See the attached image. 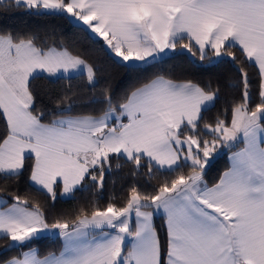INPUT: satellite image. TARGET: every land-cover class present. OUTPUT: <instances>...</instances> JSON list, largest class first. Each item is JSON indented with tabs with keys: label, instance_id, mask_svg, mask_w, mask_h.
Segmentation results:
<instances>
[{
	"label": "snow or ice",
	"instance_id": "6c2138e0",
	"mask_svg": "<svg viewBox=\"0 0 264 264\" xmlns=\"http://www.w3.org/2000/svg\"><path fill=\"white\" fill-rule=\"evenodd\" d=\"M7 7L75 20L134 70L177 49L239 61L240 94L209 122L218 86L158 72L119 100L105 89L92 101L106 105L100 115L73 114L80 105L70 89L49 108L37 79L77 73L95 87L101 69L54 32L0 31V238L4 252L21 250L0 264H264V0H8ZM225 149L230 165L209 182ZM124 167L132 179L119 196L51 220L19 188L27 174L54 205L90 187L101 194L106 176ZM46 235L62 239L59 254L42 256L34 246Z\"/></svg>",
	"mask_w": 264,
	"mask_h": 264
},
{
	"label": "trees",
	"instance_id": "16d2710c",
	"mask_svg": "<svg viewBox=\"0 0 264 264\" xmlns=\"http://www.w3.org/2000/svg\"><path fill=\"white\" fill-rule=\"evenodd\" d=\"M8 0L0 3V31L10 30L19 33L36 32L42 36H47L54 32L58 42L66 46L73 54H79L101 71L97 76L95 87L89 85L86 77L82 74L70 75L68 79H49L41 78L34 82V88L39 95V102L49 108L54 107L55 97L64 91L75 93L72 97L79 107L73 109V114L85 112L94 115H100L106 105L102 103H93L94 100H102L105 89L114 96L116 100L122 98L132 87L148 79L151 75L158 72L170 74L177 79H191L195 82L205 84L211 83L213 87L220 88V95L215 102L214 107L206 113V119L211 122L216 116L226 110L231 101L239 97L240 90L236 85L239 80L237 66L239 61L233 63L228 60L219 61L212 58L200 60L199 56H191L187 52L181 53L179 49L164 56L159 63L149 66L147 71L140 69L134 70L122 63L118 57L106 47L101 38L83 30L74 20L61 16H38L27 12L22 8H8ZM248 72L255 82L256 70L249 66ZM256 92L255 83L253 86L254 99ZM234 150V149H233ZM230 152L223 150L216 157L208 169L209 182L215 180L226 170L229 165ZM116 161H113L115 165ZM127 167L115 169L106 176V186L101 194H97L91 187L88 190H78L75 193V199H65L58 197L54 203L47 200L43 195L36 192L35 188L30 186L27 180V174L22 178L19 188L22 193L28 195L34 201H38L42 210L51 218L62 213H71V211L80 205L96 202L104 206L109 202V198L119 196L122 190L127 187L131 180ZM143 183V179H141ZM152 183H157L153 180ZM165 220L161 214L155 215V226L157 230L164 234ZM7 241L0 238V261L13 256L20 255L18 249L4 252L3 249ZM40 254L45 255L49 252H58L62 247L60 237L45 236L35 242ZM24 251L26 249H23Z\"/></svg>",
	"mask_w": 264,
	"mask_h": 264
},
{
	"label": "crops",
	"instance_id": "0c3cea01",
	"mask_svg": "<svg viewBox=\"0 0 264 264\" xmlns=\"http://www.w3.org/2000/svg\"><path fill=\"white\" fill-rule=\"evenodd\" d=\"M75 21V20H74ZM102 39V38H101ZM169 54H170V52H168ZM168 55V54H167ZM166 56V55H165ZM120 59V58H119ZM77 73H70V75H76ZM241 147H242V145H241ZM236 150H238V149H234L233 151H236ZM230 155H231V153H230ZM154 224H155V216H154ZM27 250V249H26ZM25 250V251H26ZM63 250V243H62V247H61V249L58 251V252H55V253H57V254H59V252L60 251H62ZM42 255V254H41ZM46 255V254H45ZM43 256V255H42Z\"/></svg>",
	"mask_w": 264,
	"mask_h": 264
},
{
	"label": "rangeland",
	"instance_id": "374dc122",
	"mask_svg": "<svg viewBox=\"0 0 264 264\" xmlns=\"http://www.w3.org/2000/svg\"><path fill=\"white\" fill-rule=\"evenodd\" d=\"M175 52V51H174ZM170 53H172V52H170ZM167 54H169V53H167Z\"/></svg>",
	"mask_w": 264,
	"mask_h": 264
}]
</instances>
